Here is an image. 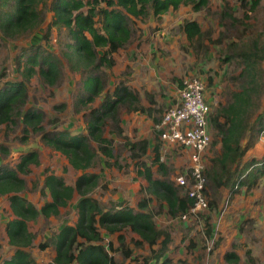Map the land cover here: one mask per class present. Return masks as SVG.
Returning <instances> with one entry per match:
<instances>
[{"label": "rangeland", "instance_id": "obj_1", "mask_svg": "<svg viewBox=\"0 0 264 264\" xmlns=\"http://www.w3.org/2000/svg\"><path fill=\"white\" fill-rule=\"evenodd\" d=\"M251 1L209 0L208 6L200 12H195L190 6H184L178 11H170L161 19L153 16L144 19L131 18L132 41L124 49L113 54L111 69L102 67L100 72L106 85L105 90L89 108H97L117 84L125 82L133 83L132 86L138 88L135 92L138 93L141 102L151 110V114L132 115L127 111V107H120L118 114L123 137L116 132L112 120L107 122L105 136L112 139L110 148L113 149L114 158H107L98 150L99 145L93 143L99 154L94 166L88 172L99 174L101 177L100 185L92 193V197L101 201L102 208L111 209L119 202L137 207L142 199L149 198L145 192L148 183L139 175L142 164L151 166L156 178H168L174 184L178 176L188 172L191 164L189 150L163 145L157 127L164 113L178 103L180 83L185 80L199 77L206 82V95L216 99L211 104L213 114L219 104L225 106L230 103L233 100L232 94L240 91L245 85L244 79L239 78L245 68L241 54L252 52L254 45L260 49L264 48V0L255 11L247 7ZM45 2L46 5L42 8L43 23L37 31L14 39L5 38L0 31V88L6 85V80L14 81L17 75L20 78L17 67L19 65L21 66L19 69L24 67L23 63L26 60V57L22 56L24 50L33 45H41L43 50L52 51L61 58L62 77L54 87L44 84L40 77L34 78L29 85L26 102L29 107L46 111L43 122L46 131L67 130L73 135L87 134L90 109H83L81 114L75 112V103L81 98L82 76L78 72L71 71L73 63L64 56L69 42L64 30L59 32L57 29H52L49 39H44L53 16L50 11L51 0ZM192 20L199 22L203 36L190 43L182 29L186 21ZM20 60L21 62H18ZM257 64L262 71V79H259V83L263 92L261 96L255 95L253 98L255 116L252 118L251 126H254L255 121H259L260 116L264 117V60ZM137 69L136 78H133L132 74H135ZM210 79L213 80L212 85H209ZM27 103L19 109L16 124L5 127L0 135V146L3 145L9 150L7 155L0 153V166L16 167L24 152L32 149L40 150V165H32L29 174L21 175L27 182L23 196L40 208L50 200L43 184L48 171L64 177L71 186H74L77 178L85 172L74 170L65 156L41 143L38 134L24 133L21 114L28 108ZM62 104H66L67 108L55 109V106ZM212 128L213 142L204 155L206 198L209 207L196 213H189L187 220L184 221L182 216L171 218L154 198L148 203L149 212L153 215L157 228L171 235L167 256L176 261L181 260L188 264H233L225 260V254L236 252L240 256L238 264L263 263L264 242H258L256 239L264 238V228L258 232L254 244L250 241L253 239H248L249 246H252L250 248L243 243L238 233L233 232V229L223 230L226 227L222 219L234 208L233 196H231L233 194H230L232 187H216L209 175L212 174L210 170L213 168V162L222 153L221 137L218 136L215 128ZM250 139L249 133L243 145ZM141 142H147L146 153L129 148ZM155 147L160 149L161 163L166 166L167 177L158 170V165H153ZM116 161L121 167L114 166ZM241 170L239 165L237 175L242 174ZM239 177L233 178L231 182L235 181L234 184L237 180L239 182L241 180ZM179 190L183 195L186 194V189L179 188ZM257 192L259 191L252 190L246 194ZM77 203L75 200L69 207L62 209L58 217L50 219L41 217L29 223V228L35 235L31 253L38 264H52L55 256L53 246L49 245L45 250L40 246L50 244L51 238L63 227L76 224ZM10 212L8 199L0 197V241L6 247L3 248L0 244V263L3 258L9 259L15 250L13 247H8L5 237L4 223L12 216L9 215ZM233 217L234 215L228 220H234ZM251 221L246 218L236 227L244 229ZM208 226H212L210 235L207 234ZM242 232L247 234L249 228ZM101 233L106 246L112 242L116 248L120 247L117 234L108 235L103 229ZM123 234L128 246L130 245L133 250V256L125 259L121 252H112L111 255L120 264H154L156 259L153 257V250H159L158 246L154 249L148 246L139 248L135 245L137 234L129 229L124 230ZM248 249H252V253L246 252Z\"/></svg>", "mask_w": 264, "mask_h": 264}, {"label": "trees", "instance_id": "obj_2", "mask_svg": "<svg viewBox=\"0 0 264 264\" xmlns=\"http://www.w3.org/2000/svg\"><path fill=\"white\" fill-rule=\"evenodd\" d=\"M46 0H0V31L5 38H19L25 34L33 33L43 23V5ZM263 0H252L247 5L250 10H257ZM209 0H51L50 11L52 21L47 28L45 40L49 39L52 29L66 32L68 49L64 56L72 62L71 71L82 76L81 98L75 103V112L80 114L90 109L87 121V134H70L64 131H46L43 126L45 114L35 108L23 110L21 114L25 134H38L45 146L52 151L65 156L69 165L77 171H88L94 166L99 152L93 143L98 144V150L107 158H114L112 139L105 136L107 122L112 120L116 132L123 137L120 128V107H127L129 113L151 114L141 99L130 86L120 82L107 94L103 102L94 109L89 108L95 103L105 90V82L101 75L102 67L112 68V56L128 46L132 41L133 31L130 27L131 18H147L153 16L161 19L170 11H178L181 7L190 6L195 12L207 7ZM183 32L190 43L203 36L199 22L186 21ZM253 51L242 53L245 68L239 75L244 79L245 85L238 92L232 94L233 100L225 106L219 104L211 117L212 127L221 137L222 153L213 162L209 174L213 184L218 188H230L233 192L236 187L241 189L253 188L260 177H264V159L252 160L242 168V174L237 175V167L243 161L245 154L255 146L264 136V117L252 124L255 116L253 111V98L261 96L262 71L257 62L264 60V48L253 46ZM22 56L26 57L23 69L17 67L20 79L6 82L0 88V135L3 129L14 126L17 122L18 111L25 105L28 97V88L35 77H40L44 84L56 86L62 77L61 58L52 51L43 50L41 45H33L24 50ZM21 56V60H22ZM228 59H230L228 57ZM18 61V62H21ZM213 80H209L212 85ZM180 89L184 87L180 83ZM67 105L55 106V109H66ZM213 129V128H212ZM251 139L243 145L247 134ZM159 135V133H158ZM130 148V147H129ZM135 151L147 152V142L132 145ZM155 158L153 165L166 175V166L161 163L160 149L154 148ZM0 153L9 154V150L1 145ZM136 158V156H134ZM256 164L259 167L253 166ZM40 165V153L37 149L24 152L16 167L0 166V197H6L14 218L6 224L5 231L8 244L13 247L14 253L1 264H38L31 253L34 246L35 235L29 228L30 222L41 217L50 219L58 217L76 200L78 219L75 225L63 227L53 238L50 244H41L45 250L52 245L55 257L52 264H120L112 252L119 251L125 259L133 256V250L128 246L123 234L129 229L139 238L135 245L143 248L146 245L153 250L154 264H188L169 258L171 235L157 228L153 215L149 212L150 201L157 200L160 207L165 208L168 215L176 219L187 216L195 207L196 201L183 195L178 186L168 178H156L154 170L147 164H142L139 171L148 183L145 192L148 199L139 202L137 210L120 202L111 209L102 208L101 203L92 197V193L100 185V175L84 173L80 175L74 186L68 185L65 178L48 171L44 179V190L50 200L46 201L40 209L23 196L27 189V182L21 175H27L31 166ZM114 166L121 167L116 161ZM220 171V172H218ZM244 177L234 184L233 178ZM239 177V179H240ZM101 229L108 235L117 234L120 245L115 248L111 242L106 246ZM211 229L208 226L207 234ZM234 253L226 255V260L237 261ZM154 261V260H153Z\"/></svg>", "mask_w": 264, "mask_h": 264}, {"label": "built area", "instance_id": "obj_3", "mask_svg": "<svg viewBox=\"0 0 264 264\" xmlns=\"http://www.w3.org/2000/svg\"><path fill=\"white\" fill-rule=\"evenodd\" d=\"M183 85L179 90L178 103L164 113L157 132L163 145L180 147L190 152L189 170L185 175L176 178V185L186 189L185 195L196 201L191 210L196 213L209 207L206 198L204 155L213 141V110L207 99L205 81L199 77L191 78L185 80Z\"/></svg>", "mask_w": 264, "mask_h": 264}, {"label": "crops", "instance_id": "obj_4", "mask_svg": "<svg viewBox=\"0 0 264 264\" xmlns=\"http://www.w3.org/2000/svg\"><path fill=\"white\" fill-rule=\"evenodd\" d=\"M137 72H138V69L136 70L135 74H132L131 76L133 78H136V75H137ZM131 74V73H130ZM36 78V77H35ZM16 79H20L18 78V75H17V78ZM34 79V78H33ZM32 79V80H33ZM82 79V78H81ZM131 79V78H130ZM15 80V79H14ZM132 80V79H131ZM13 81V80H12ZM6 82H8V80H6ZM5 82V83H6ZM32 83V81H31ZM80 83H82V81H80ZM133 84V83H132ZM131 83H129V86L135 91H138V88L136 87H133ZM81 87V85H80ZM207 99L209 101L210 104L214 103L216 101V99L213 97V96H210L208 95L207 96ZM28 105V108H31L29 107V104L27 103ZM27 108V109H28ZM39 110H41L43 113L46 111L42 110L39 108ZM81 114V113H80ZM132 115H134L132 113ZM21 122H22V119H21ZM211 133H212V126H211ZM160 139V137H159ZM161 141V140H160ZM213 142V141H212ZM50 148V147H49ZM51 149V148H50ZM130 149H132V147H130ZM210 149V147H209ZM208 149V150H209ZM38 150V149H37ZM40 151V150H39ZM264 159V136L260 138V140L258 141V143H256L255 147L251 148L246 154H245V157L243 158V161L239 164L241 165V168H243V166L252 161V160H263ZM259 167L258 164H256L255 166H253L252 168H255V167ZM88 171H86L85 173H87ZM82 175V174H81ZM59 176V175H58ZM264 177H260L258 178L257 180V184L255 186H253V188L251 189H248L247 190V187H242L241 189H239L238 191L235 190L233 192H231L230 194H233L231 196L232 197V205L234 206V208L228 213H226L224 219H222V221H224V225L226 228H224L223 230H232L233 229V232L235 234H239L240 236V239L243 241L244 244L247 245L248 248L252 247V246H249V242H248V239L251 238L253 240H250V241H253V243L251 244H254L255 243V237L257 236L258 232L260 230H262L264 227H262V225H264V189L262 190V188H264ZM252 190H258L259 192L257 193H253V194H249L247 195L246 193H249L250 191ZM262 190V191H261ZM236 192V193H235ZM79 197L76 198V201H78ZM99 202H101L100 200H98ZM120 203V202H119ZM139 204V203H138ZM130 207L131 208H134L137 210L138 206L135 207L133 205L130 204ZM41 208V207H40ZM38 208V209H40ZM9 215H12L11 217H9V219L4 223V226L6 227V224L8 223V221L12 220L14 218L12 212L9 213ZM234 215V220L232 221H229L228 218H231L232 216ZM246 218H249L250 220H252L250 223H249V226L248 227H245L244 229L242 228H239V227H236L238 225H240V223L245 220ZM183 219V218H182ZM184 221L187 220V218L183 219ZM1 221V219H0ZM221 221V220H219ZM237 222V223H235ZM220 224V223H219ZM210 228L212 226H209ZM217 228H219V225H217ZM246 228H249V232L247 234H245L244 232H242L243 230H245ZM5 229V228H4ZM2 235V234H1ZM5 237H6V244L8 245L9 248H11V246L8 244V237H7V234H6V231H5ZM264 235V233H263ZM139 238V236H138ZM4 239V238H3ZM258 242H264V238H258L256 239ZM0 244L2 245L3 248H6L4 243H2V241H0ZM114 244V243H113ZM119 244V243H118ZM147 246V245H146ZM115 247V245H114ZM149 247V246H148ZM116 248V247H115ZM169 248H170V245H169ZM210 249V248H209ZM263 249H264V246H263ZM169 252V251H168ZM168 252L166 253V255L168 254ZM246 252H251L252 253V249H248ZM233 253V252H232ZM229 254V253H226L225 254V260H226V255ZM238 256V260L237 261H229V260H226V261H229V262H232L233 264H238L240 262V256L239 254H237L236 252L234 253ZM264 255V254H263ZM55 257V256H54ZM170 258V257H169ZM172 259V258H171ZM5 260L4 258L1 260V262ZM174 260V259H173ZM176 261V260H174ZM178 262V261H176ZM1 264V263H0ZM260 264H264L263 263H260Z\"/></svg>", "mask_w": 264, "mask_h": 264}, {"label": "clouds", "instance_id": "obj_5", "mask_svg": "<svg viewBox=\"0 0 264 264\" xmlns=\"http://www.w3.org/2000/svg\"><path fill=\"white\" fill-rule=\"evenodd\" d=\"M244 177L241 178V180L243 179Z\"/></svg>", "mask_w": 264, "mask_h": 264}]
</instances>
